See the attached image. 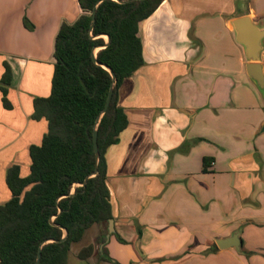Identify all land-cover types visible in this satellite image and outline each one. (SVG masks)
I'll return each instance as SVG.
<instances>
[{"label": "crops", "instance_id": "0c3cea01", "mask_svg": "<svg viewBox=\"0 0 264 264\" xmlns=\"http://www.w3.org/2000/svg\"><path fill=\"white\" fill-rule=\"evenodd\" d=\"M81 14L77 0H0V204L7 169L26 177L47 132L33 101L50 95L61 24ZM243 16L264 27V0H164L140 23L144 64L117 96L128 125L104 154L113 233L89 228L68 264H264V93L231 25ZM236 232L240 252L217 248Z\"/></svg>", "mask_w": 264, "mask_h": 264}, {"label": "trees", "instance_id": "16d2710c", "mask_svg": "<svg viewBox=\"0 0 264 264\" xmlns=\"http://www.w3.org/2000/svg\"><path fill=\"white\" fill-rule=\"evenodd\" d=\"M77 1L82 14L73 23L63 22L55 37L50 95L33 101L32 118L45 119L47 132L40 145L29 148L26 177L20 176L17 165L6 172L11 198L0 204V264H35L42 243L38 264H68L70 247L92 226L112 220L104 154L128 125L117 105L118 89L143 66L139 25L164 0H102L98 5L101 0ZM23 25L33 29L27 19ZM103 66L116 81L108 110L96 127L112 84ZM11 80L4 63L0 91L6 110L12 108L7 99ZM95 127L99 163L91 176L96 170ZM207 162L203 160L205 166ZM92 252L93 247H86L78 257L86 259Z\"/></svg>", "mask_w": 264, "mask_h": 264}, {"label": "water", "instance_id": "95a60500", "mask_svg": "<svg viewBox=\"0 0 264 264\" xmlns=\"http://www.w3.org/2000/svg\"><path fill=\"white\" fill-rule=\"evenodd\" d=\"M101 2H102V0L99 1L97 3V5ZM94 21H95V12H93V14H92L91 29L94 26ZM231 25L235 31L237 43L242 45L244 47V50H245L246 59L248 61L247 65H246V73H247L248 77L258 87V89L262 93H264V70H262V66L260 64V55H261L262 50H264V43H262V42H264V27L257 26L249 16H243V17L233 19L231 21ZM105 38H106V42L108 43V40H109L108 37L105 36ZM93 60L95 63H97L96 57H95V52L93 53ZM103 68L106 69L111 74L112 84H111V87H110L109 92H108V96L106 99L104 109H103L102 113L100 114V116L96 120V127L99 124V121H100L102 115L105 114L106 111L108 110V107L110 105L112 95H113L114 84L116 81V78H115L114 74L112 73V71L105 66H103ZM96 127H95L94 133H93V148H94V154L96 157V164H95L96 170L91 176L96 175L97 167H98V163H99V150H98V144H97ZM260 131H261V133H264V123H262ZM88 178L89 177L86 178L84 183H86ZM108 232H109V234L107 235V239H108L109 235L111 233H113V221L112 220H110L108 222ZM64 234L65 235H64L62 240H64V238L66 237V234H67L66 230H64ZM43 244L44 243L41 244L40 250H41V247L43 246ZM215 244H216L217 248L220 250L234 249L237 252H240L241 241L239 239V232L234 233L231 237H229L227 239L216 240ZM40 250H39L38 258H37V261L35 264H38V262L40 260V256H41Z\"/></svg>", "mask_w": 264, "mask_h": 264}, {"label": "rangeland", "instance_id": "374dc122", "mask_svg": "<svg viewBox=\"0 0 264 264\" xmlns=\"http://www.w3.org/2000/svg\"><path fill=\"white\" fill-rule=\"evenodd\" d=\"M106 40V38H104Z\"/></svg>", "mask_w": 264, "mask_h": 264}]
</instances>
